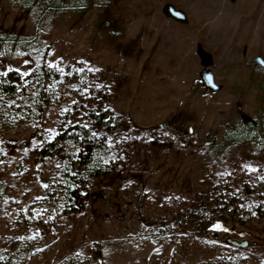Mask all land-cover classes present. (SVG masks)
<instances>
[{"label": "rangeland", "instance_id": "obj_1", "mask_svg": "<svg viewBox=\"0 0 264 264\" xmlns=\"http://www.w3.org/2000/svg\"><path fill=\"white\" fill-rule=\"evenodd\" d=\"M0 45V75L45 46L60 82L30 119L0 110V264H264V0H0ZM105 109L69 212L62 138Z\"/></svg>", "mask_w": 264, "mask_h": 264}, {"label": "trees", "instance_id": "obj_2", "mask_svg": "<svg viewBox=\"0 0 264 264\" xmlns=\"http://www.w3.org/2000/svg\"><path fill=\"white\" fill-rule=\"evenodd\" d=\"M2 47L0 45V51ZM46 48L39 46L33 50L28 45H24V56L30 62V70L22 75L10 71H7V76L3 73L0 75L1 111H10L19 106L23 109L21 116L30 119L35 115L39 100H42L45 105L43 109L55 103L56 94L60 88L59 73L56 68L48 67L40 58ZM116 126L117 118L111 111L105 109L93 115L87 126L77 125L65 132L62 140L73 142L78 147L76 161H72L70 167L63 172L66 190L63 196L65 210L79 211L81 188L96 175L99 167L100 142L106 141L107 135Z\"/></svg>", "mask_w": 264, "mask_h": 264}, {"label": "water", "instance_id": "obj_3", "mask_svg": "<svg viewBox=\"0 0 264 264\" xmlns=\"http://www.w3.org/2000/svg\"><path fill=\"white\" fill-rule=\"evenodd\" d=\"M164 12L167 14V16L178 22L185 23L187 21V17L185 16V14L182 11L176 10L172 5H166L164 7ZM198 52L202 59L203 65L205 66L209 65L211 60L210 55L204 53L201 49H199ZM252 62L264 69V60L261 57L255 56L252 59ZM203 79L209 88H211L212 90L218 89L217 85L214 83L213 75L211 73L209 72L203 73ZM232 244L238 246V244L235 242H232ZM242 246H245V243L242 244Z\"/></svg>", "mask_w": 264, "mask_h": 264}, {"label": "snow or ice", "instance_id": "obj_4", "mask_svg": "<svg viewBox=\"0 0 264 264\" xmlns=\"http://www.w3.org/2000/svg\"><path fill=\"white\" fill-rule=\"evenodd\" d=\"M50 67H55V65H50ZM10 70H11V69H10ZM16 71L19 72L20 70H19V69H16ZM3 75H4V76H7V75H8V72L5 71V72L3 73ZM94 135H95V134H94Z\"/></svg>", "mask_w": 264, "mask_h": 264}]
</instances>
